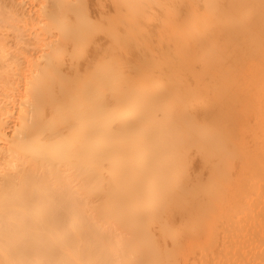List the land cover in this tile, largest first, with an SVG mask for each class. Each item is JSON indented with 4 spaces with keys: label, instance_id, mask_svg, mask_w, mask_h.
<instances>
[{
    "label": "bare ground",
    "instance_id": "6f19581e",
    "mask_svg": "<svg viewBox=\"0 0 264 264\" xmlns=\"http://www.w3.org/2000/svg\"><path fill=\"white\" fill-rule=\"evenodd\" d=\"M0 264H264V0H0Z\"/></svg>",
    "mask_w": 264,
    "mask_h": 264
}]
</instances>
